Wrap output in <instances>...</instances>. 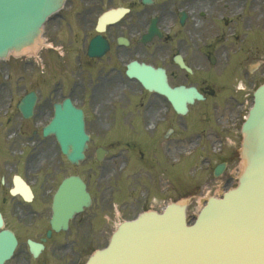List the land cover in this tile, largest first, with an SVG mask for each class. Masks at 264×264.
<instances>
[{
  "label": "flooded vegetation",
  "instance_id": "af4514ba",
  "mask_svg": "<svg viewBox=\"0 0 264 264\" xmlns=\"http://www.w3.org/2000/svg\"><path fill=\"white\" fill-rule=\"evenodd\" d=\"M151 23L155 33L143 42ZM261 24L264 0H66L44 30L40 88L33 89L29 82L20 93H36L33 115L23 120L18 113L23 121L11 128L13 133H0V232L11 233L17 242L5 264H75L80 246L89 248L96 241L89 235L96 214L89 210L72 218L67 230L42 240L50 229L57 187L48 175L53 158L47 157L59 151L44 146L48 141L41 133L56 103L67 99L81 110L89 133H122V123L130 120L132 125L140 115L155 118V133H239L237 119L246 90L257 73L264 74ZM96 37L107 50L89 57V42ZM133 61L153 67L156 84L163 72L169 88H195L202 99L186 103L185 114L177 113L166 95L145 93L128 78ZM256 63L251 72L249 66ZM96 146L107 149L103 142ZM139 157L145 166L155 162L153 154L139 151ZM91 167V176L98 168L100 179L110 171L94 155ZM22 181L31 195L19 191ZM102 196L104 211L107 199ZM30 240L42 244L36 257Z\"/></svg>",
  "mask_w": 264,
  "mask_h": 264
},
{
  "label": "water",
  "instance_id": "95a60500",
  "mask_svg": "<svg viewBox=\"0 0 264 264\" xmlns=\"http://www.w3.org/2000/svg\"><path fill=\"white\" fill-rule=\"evenodd\" d=\"M62 3L63 0H0V59L10 52L34 47L43 24ZM131 68L130 75H136L147 90L167 95L178 112L185 111V101L200 98L194 89H167L161 77L160 84H156L155 72L149 67L133 64ZM34 100L33 95H28L19 103L24 117L30 116ZM64 108H59L47 128L54 133L44 135L54 134L62 153L77 165L84 158L88 138L80 118L70 120ZM242 134L243 171L235 189L220 199H208L189 225L184 205L178 204H169L161 214L146 212L123 222L108 246L96 251L86 264H264V85L254 94ZM221 169H216V176ZM89 204L80 179H65L53 198L52 227L65 229L68 219ZM186 214L188 218V205ZM14 247V239L0 234V264L10 257Z\"/></svg>",
  "mask_w": 264,
  "mask_h": 264
},
{
  "label": "rangeland",
  "instance_id": "374dc122",
  "mask_svg": "<svg viewBox=\"0 0 264 264\" xmlns=\"http://www.w3.org/2000/svg\"><path fill=\"white\" fill-rule=\"evenodd\" d=\"M260 27L264 25L261 24ZM38 58L36 57L35 60L39 61ZM25 59V57L21 59L10 57L7 63L0 61V87H2L0 91V133H13L11 128H15L16 124L22 121L19 115L11 113V110L4 115L9 98L11 107L14 109V102L23 91V87L29 86V82L34 87L33 89L40 88L39 82L42 81V77L38 67L34 61L31 65L24 64L22 61ZM8 118H11L9 123ZM149 118L152 116L147 117ZM127 122L126 127L120 128L123 130L122 133H108L107 135L110 134L111 138L109 139V136L107 140L104 138L111 149L110 152L118 155L117 159L108 161L110 171L104 179L99 178L101 175L98 169H95V176H91L93 171L90 166L92 161L90 156L94 146L104 137V133H88L93 140L86 151L87 159L78 167H71L61 159L62 162L53 164L49 170L51 175H53L54 168L59 170L58 176L54 177L55 180L74 172L79 174L89 184L90 193L94 194L96 204L90 211L95 212L96 217L99 213L101 214L99 223L95 227V236L99 238V241L95 242L94 248H90L88 255L94 249L102 248L107 244L110 233L114 231L118 223L136 217L143 210L152 208L159 212L167 203L184 201L188 205V220L193 221L208 196L219 197L223 191L237 184L241 163L239 155L241 133H208L221 136L223 142L220 143L226 147V151L217 155L214 151L219 144L217 141L212 143L211 138L208 137L202 141L201 149L191 155L189 153L197 142L194 138L196 133H173L167 137L165 133H155L154 137L148 130L149 134H144L143 117L140 116L134 120L132 126L131 121ZM24 123L25 126L28 125L27 122ZM114 124H120V122ZM150 136L152 139L155 138L154 142L150 143L151 145L142 143ZM124 145H128L132 151L121 153L119 149ZM44 146H51V143L46 142ZM139 151H145L146 155L150 156L153 154L155 162L150 160L146 167L142 165L143 163L140 164ZM183 154L189 155L183 157ZM50 155L51 153L47 158H50ZM207 157V162L210 161L208 169L205 160ZM222 160L227 161L226 168L220 176L213 177V167ZM123 161L129 163V168L124 172L120 169ZM150 165H152L151 168ZM102 185L109 186L107 192L104 193L107 200L103 214L99 210L102 194L98 192V187ZM146 190L149 191L148 196L145 193ZM103 228L106 232L99 231Z\"/></svg>",
  "mask_w": 264,
  "mask_h": 264
},
{
  "label": "bare ground",
  "instance_id": "6f19581e",
  "mask_svg": "<svg viewBox=\"0 0 264 264\" xmlns=\"http://www.w3.org/2000/svg\"><path fill=\"white\" fill-rule=\"evenodd\" d=\"M41 45V42L39 41H36L34 47H31L27 50H25L22 54H25V55H34L36 53V49L38 48V46ZM243 163H241L242 165ZM240 165V169L242 168V166Z\"/></svg>",
  "mask_w": 264,
  "mask_h": 264
}]
</instances>
